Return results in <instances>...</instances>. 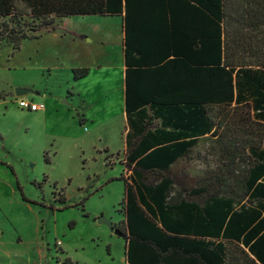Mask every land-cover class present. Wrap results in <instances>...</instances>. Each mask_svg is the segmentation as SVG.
<instances>
[{
  "label": "trees",
  "instance_id": "obj_1",
  "mask_svg": "<svg viewBox=\"0 0 264 264\" xmlns=\"http://www.w3.org/2000/svg\"><path fill=\"white\" fill-rule=\"evenodd\" d=\"M91 15L121 18L125 263L264 264V0H0V45Z\"/></svg>",
  "mask_w": 264,
  "mask_h": 264
},
{
  "label": "rangeland",
  "instance_id": "obj_2",
  "mask_svg": "<svg viewBox=\"0 0 264 264\" xmlns=\"http://www.w3.org/2000/svg\"><path fill=\"white\" fill-rule=\"evenodd\" d=\"M121 33L120 17L70 16L53 19L13 55L0 45V264H124V240L98 222L115 227L122 218ZM74 67L94 72V90L79 83L71 91ZM17 87L36 96L47 87L58 114L44 119L43 111L21 110ZM211 143H201L178 170L193 180L213 168Z\"/></svg>",
  "mask_w": 264,
  "mask_h": 264
},
{
  "label": "crops",
  "instance_id": "obj_3",
  "mask_svg": "<svg viewBox=\"0 0 264 264\" xmlns=\"http://www.w3.org/2000/svg\"><path fill=\"white\" fill-rule=\"evenodd\" d=\"M81 17H85V16H81ZM88 17H94V15H91V16H88ZM72 38H73V40H76V41L87 40V37L85 35H83V34H72ZM122 40H123V33H121V51H122ZM91 42H92V40H91ZM122 59H123V65H124L123 51H122ZM92 65H93L92 68L94 69V62L92 63ZM78 69H87V74L84 77L80 78V79L74 80L73 79L72 70H78ZM124 70H125V66H123V84H124ZM70 75H71V77L73 79L72 82H71V85H73V86L70 87V88H71V91H73L74 94H75L74 86H76L79 83H86L90 89L94 90V72L93 71L90 72L89 68H86V67H74V68L71 69ZM25 86L26 87H29V86L35 87V85H33V84L25 85ZM25 86H23V87H25ZM43 92L44 93L39 94L37 96L34 95L33 93H31L30 91H28L27 94H25L24 96H21V97H16L15 95L14 96L16 98H18V99L19 98H23V99H27V100H30V101L35 102V103H42L44 105V109L36 111V112H42L43 111L44 114L42 115V117L44 119H46V118H48L49 116H52V115L56 116L58 114L59 109L57 108L58 106L56 105L57 102L53 99V97H54L53 93L47 87H45ZM13 93H14V91H13ZM47 98L50 99L48 103H46ZM60 98H62V97H60ZM4 102H5V100H1L0 101L1 104H4ZM52 107H55V108L52 109ZM6 109L7 108H5V110ZM36 112H28L27 111V113H36ZM83 116L84 115H82V117H81L82 118V124H85V123L87 124L88 120L86 118H84ZM124 117H125V114H124ZM90 123H93V120H91ZM124 134H125V132H124ZM205 136H208V135H205ZM124 149H125V147H124ZM124 149H123V152H122L123 154H124ZM1 163H3V161H1V159H0V164ZM123 262H124V264H126L125 261H123Z\"/></svg>",
  "mask_w": 264,
  "mask_h": 264
},
{
  "label": "built area",
  "instance_id": "obj_4",
  "mask_svg": "<svg viewBox=\"0 0 264 264\" xmlns=\"http://www.w3.org/2000/svg\"><path fill=\"white\" fill-rule=\"evenodd\" d=\"M17 105L21 110H25L28 112H36L44 109V105L42 103H35L27 99L19 98L17 100Z\"/></svg>",
  "mask_w": 264,
  "mask_h": 264
},
{
  "label": "water",
  "instance_id": "obj_5",
  "mask_svg": "<svg viewBox=\"0 0 264 264\" xmlns=\"http://www.w3.org/2000/svg\"><path fill=\"white\" fill-rule=\"evenodd\" d=\"M56 32H57V33H58V32H61V30H56ZM28 91H29V90H27V89L16 88V89L14 90V95H15L16 97H21V96H24L25 94H27ZM98 222H99V223H105V224H107V225L109 226V228H110L111 230L114 231L115 234H117L118 236L121 235L120 232H119L117 229L114 228V225L111 224L108 220L104 219L103 217H100V218L98 219ZM123 261H125V260H123Z\"/></svg>",
  "mask_w": 264,
  "mask_h": 264
}]
</instances>
